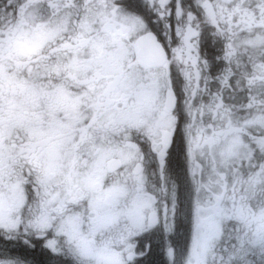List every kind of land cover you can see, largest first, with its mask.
<instances>
[{"label": "snow or ice", "instance_id": "6c2138e0", "mask_svg": "<svg viewBox=\"0 0 264 264\" xmlns=\"http://www.w3.org/2000/svg\"><path fill=\"white\" fill-rule=\"evenodd\" d=\"M0 264H264V0H0Z\"/></svg>", "mask_w": 264, "mask_h": 264}]
</instances>
